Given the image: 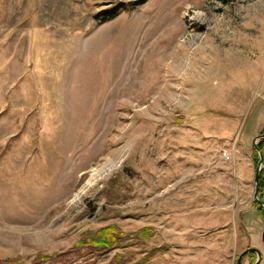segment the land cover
<instances>
[{"label": "rangeland", "instance_id": "rangeland-1", "mask_svg": "<svg viewBox=\"0 0 264 264\" xmlns=\"http://www.w3.org/2000/svg\"><path fill=\"white\" fill-rule=\"evenodd\" d=\"M136 1L0 0L1 261L264 264V0Z\"/></svg>", "mask_w": 264, "mask_h": 264}, {"label": "trees", "instance_id": "trees-1", "mask_svg": "<svg viewBox=\"0 0 264 264\" xmlns=\"http://www.w3.org/2000/svg\"><path fill=\"white\" fill-rule=\"evenodd\" d=\"M148 0H139L136 2H131L128 4H122L120 6H115L108 10H103L98 14V20L102 23L110 22L116 19L124 10L126 9H135L136 7L147 3ZM264 134V131H263ZM259 148L261 152L264 154V139H262L259 143ZM255 165L256 167L259 165V157L257 154L254 155ZM260 190L259 196L262 200H264V169L260 172L259 176ZM259 210L263 213V210L255 204ZM264 216V213H263ZM153 229L150 227L143 228L137 232L125 235L121 232L120 228L115 225H108L103 227L96 232L89 233L86 237L80 239L76 243V247H92L100 250H112L116 248L122 247L128 240L136 238L140 240H148L152 237ZM152 255L147 256L146 259H149ZM41 258H47V256H41ZM21 262V259L16 258L12 260H8L6 263L0 260V264H17ZM24 264V263H22ZM110 264H128L121 255H117L115 260ZM133 264H143V261L133 263Z\"/></svg>", "mask_w": 264, "mask_h": 264}, {"label": "water", "instance_id": "water-1", "mask_svg": "<svg viewBox=\"0 0 264 264\" xmlns=\"http://www.w3.org/2000/svg\"><path fill=\"white\" fill-rule=\"evenodd\" d=\"M260 139H264V134H260L259 136H257L254 141H253V149L259 154L260 157V161H259V165L256 169V175H255V191H254V201L259 204L263 210H264V201L262 199H260L259 197V190H260V183H259V176H260V172L264 169V156L259 148V140ZM262 241L264 243V229L262 231ZM250 253H255L257 254V260L254 264H260L262 261V253L258 248H249L247 250H245L239 257L237 260V264H242L243 258Z\"/></svg>", "mask_w": 264, "mask_h": 264}]
</instances>
